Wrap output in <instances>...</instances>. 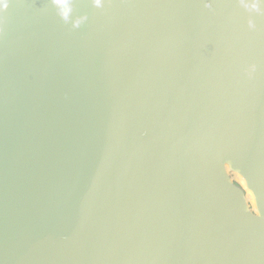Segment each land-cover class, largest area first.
Listing matches in <instances>:
<instances>
[{"label":"water","instance_id":"obj_1","mask_svg":"<svg viewBox=\"0 0 264 264\" xmlns=\"http://www.w3.org/2000/svg\"><path fill=\"white\" fill-rule=\"evenodd\" d=\"M0 264H264V0H3Z\"/></svg>","mask_w":264,"mask_h":264},{"label":"clouds","instance_id":"obj_2","mask_svg":"<svg viewBox=\"0 0 264 264\" xmlns=\"http://www.w3.org/2000/svg\"><path fill=\"white\" fill-rule=\"evenodd\" d=\"M56 2H59V0H56ZM0 3H3V0H0Z\"/></svg>","mask_w":264,"mask_h":264}]
</instances>
